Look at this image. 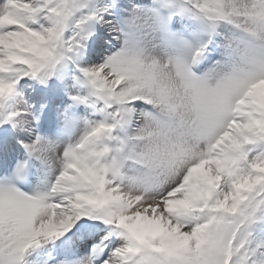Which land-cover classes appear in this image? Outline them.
<instances>
[{"label":"snow or ice","instance_id":"snow-or-ice-1","mask_svg":"<svg viewBox=\"0 0 264 264\" xmlns=\"http://www.w3.org/2000/svg\"><path fill=\"white\" fill-rule=\"evenodd\" d=\"M0 264H264V0H0Z\"/></svg>","mask_w":264,"mask_h":264}]
</instances>
